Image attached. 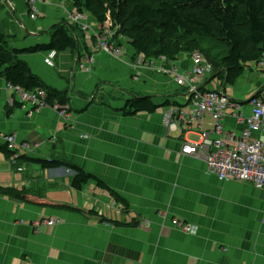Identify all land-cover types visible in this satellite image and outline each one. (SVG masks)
<instances>
[{"label": "crops", "instance_id": "0c3cea01", "mask_svg": "<svg viewBox=\"0 0 264 264\" xmlns=\"http://www.w3.org/2000/svg\"><path fill=\"white\" fill-rule=\"evenodd\" d=\"M39 10L33 19L27 0H0V26L11 47L49 43L51 27L76 11L70 0L42 1ZM85 22L94 30L73 29L75 48L57 52L54 66L45 63L51 50L19 55L46 85L67 91L68 120L53 108L31 114L35 106L0 75V134L39 144L21 155L77 165L112 193L95 182L76 190L70 167L45 169L26 158L13 163L0 151V185L26 189L41 201L0 193V264H264V188L222 181L201 159L182 153L184 142L200 139L199 128L214 127L212 117L205 115L201 126L168 129L167 111L191 109L185 88L162 70L171 63L137 67L125 43L117 59L93 40L97 21L87 15ZM85 59H93L89 73L79 66ZM172 62L184 72L192 67L190 54ZM134 96H150L160 107L124 116L120 109ZM50 218L62 222L33 225ZM173 218L195 225L196 232L173 226Z\"/></svg>", "mask_w": 264, "mask_h": 264}, {"label": "trees", "instance_id": "16d2710c", "mask_svg": "<svg viewBox=\"0 0 264 264\" xmlns=\"http://www.w3.org/2000/svg\"><path fill=\"white\" fill-rule=\"evenodd\" d=\"M70 1L78 12L92 16L102 28L115 29L118 36L123 35L135 56L151 59L166 56L175 61L183 53H203L213 66L214 78L219 79L225 88L228 84H236L246 69L257 63L264 54V0ZM69 20L51 27L49 43L23 49L11 47L10 37L0 26V75L12 86L27 92L46 89L50 103L54 100L67 103V91L46 85L19 55L45 50L63 52L75 48L77 38L73 29L79 26ZM116 39L123 45V39ZM204 39H209L207 45H203ZM93 40L97 42L96 36H93ZM215 41L220 42L223 49H219ZM14 104L15 107L22 106L18 101ZM159 107L150 96H134L126 101L120 111L124 116H134L143 112L154 113ZM0 151L8 156L14 154L7 145L0 146ZM25 158L21 155L18 160ZM26 159L45 169L70 167L74 172L72 187L76 190L95 182L112 193L105 181L77 165L53 159ZM0 193L20 201L41 203L26 189L0 185ZM116 197L125 202L120 196ZM60 206L81 212L77 207ZM116 224L120 225V222Z\"/></svg>", "mask_w": 264, "mask_h": 264}, {"label": "built area", "instance_id": "2783aa9c", "mask_svg": "<svg viewBox=\"0 0 264 264\" xmlns=\"http://www.w3.org/2000/svg\"><path fill=\"white\" fill-rule=\"evenodd\" d=\"M46 0H27L29 15L36 19L39 16V3ZM86 14L78 12L69 13L68 17L78 25L80 29L94 30L91 25L85 22ZM98 47L111 56L120 59L125 55L126 48L120 44L116 37L125 39L123 35L118 36L117 31L104 29L95 30ZM57 52L51 50L45 58V63L54 66ZM162 60L170 64L168 69H162L171 74L179 87H184L189 102H191L190 112L182 109H173L166 112L164 123L168 129H176L180 125L196 122L201 126L205 115L212 117L214 127L211 130H201L199 128L200 139L195 142L186 141L182 146L184 155H191L201 159L207 167L209 173L216 175L222 181H238L250 183L257 188H264V86L258 87L255 93L246 100L230 97L225 87L212 86L214 69L211 63L205 58L203 53L196 51L191 54L192 67L189 71H182L172 60L166 56L155 59L138 55L133 63L137 67H155L156 62ZM82 71L91 72L93 70V59H85L80 63ZM258 71L264 74V54L255 63ZM18 93L22 101H29L35 106V111L46 107L48 93L44 88L27 92L20 87L10 85ZM248 103V105H245ZM250 112L247 113L246 107ZM63 119L68 120V106H56ZM232 119L236 126H228L225 118ZM1 140L10 150L13 151V163L18 162L19 157L24 152H29L39 146L29 141L19 139L17 133H1ZM19 170H23L19 167ZM62 222L59 218L37 219L33 221L36 228L43 225L54 226ZM264 222V216H263ZM172 225L186 231L195 233V225L185 222L179 218H173Z\"/></svg>", "mask_w": 264, "mask_h": 264}, {"label": "rangeland", "instance_id": "374dc122", "mask_svg": "<svg viewBox=\"0 0 264 264\" xmlns=\"http://www.w3.org/2000/svg\"><path fill=\"white\" fill-rule=\"evenodd\" d=\"M46 34L47 35L51 34V31H49ZM88 34L91 35L90 32ZM208 41H209V39L208 40L204 39L203 40V45H207ZM123 42L127 45V47H129L128 43H126L125 40H123ZM216 43L218 44V48L219 49H223L221 44H220V42H216ZM214 48H216V47H214ZM214 48L212 49V51L215 50ZM190 56H191V54H190ZM262 79H264V74H262L260 71L257 70V68L255 67V64H252V66L248 67L246 69V71L244 72V74L237 80L236 84H228V85H226L225 91L232 98L240 99V100H246L251 95H253V93L256 92L258 87L264 86V82H263ZM220 85H221V81L219 79L212 81V86H214L216 88H219ZM250 85L252 86L251 88H249ZM222 86L223 85H221V87ZM47 98H48L47 99L48 105L45 108H53L58 114H59V110H56V106L67 105V103L64 104V103H61V102H59L57 100H54L53 103H50L49 102V97H47ZM41 109H43V108H41ZM41 109H39V111ZM69 113H70V111L68 109L67 110V115H69ZM59 116H60L61 119H63V117H61L60 114H59ZM191 138H193V136H191ZM191 142H195V141L191 140ZM61 171L62 170H58V172H61Z\"/></svg>", "mask_w": 264, "mask_h": 264}]
</instances>
